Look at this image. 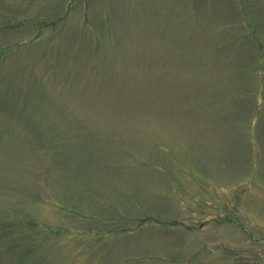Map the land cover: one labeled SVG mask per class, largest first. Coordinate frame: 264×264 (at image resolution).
<instances>
[{"label":"rangeland","instance_id":"374dc122","mask_svg":"<svg viewBox=\"0 0 264 264\" xmlns=\"http://www.w3.org/2000/svg\"><path fill=\"white\" fill-rule=\"evenodd\" d=\"M0 29V264H264V0H0Z\"/></svg>","mask_w":264,"mask_h":264},{"label":"trees","instance_id":"16d2710c","mask_svg":"<svg viewBox=\"0 0 264 264\" xmlns=\"http://www.w3.org/2000/svg\"><path fill=\"white\" fill-rule=\"evenodd\" d=\"M23 23H24V20H23V21H21V22L19 23V26H23ZM16 26H17V25H16ZM5 27H6V26H4V27H3V28H1V29L5 31V30H6V28H5ZM1 29H0V30H1ZM12 29H13V27H12ZM2 30H1V31H2Z\"/></svg>","mask_w":264,"mask_h":264}]
</instances>
